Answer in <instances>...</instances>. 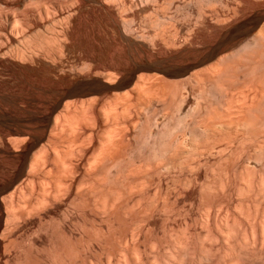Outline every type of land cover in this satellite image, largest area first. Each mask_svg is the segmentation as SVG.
Returning a JSON list of instances; mask_svg holds the SVG:
<instances>
[{"label":"bare ground","instance_id":"6f19581e","mask_svg":"<svg viewBox=\"0 0 264 264\" xmlns=\"http://www.w3.org/2000/svg\"><path fill=\"white\" fill-rule=\"evenodd\" d=\"M27 1H30L29 3L31 4V1L33 0H0V61H2V63H4L2 58H6V55L8 54L16 56L19 55L21 57L22 55L26 56L25 54L31 53L32 50H34L32 49L34 46L32 45L31 47L30 45L25 44L31 39V37H35V41L36 39L38 40L36 41V44L43 41V44H45L49 41V39L46 41V34H42V32L45 33V31L41 32V30H39V32H41L39 33L36 30L38 34L33 33L35 31L34 28H39L41 25L40 23H42L43 18L41 16V12L48 14L51 11H49V6L51 5L47 8L46 4H42L49 0H45V2L41 0L42 2L40 1L38 4H42V6L35 7L34 4L29 5ZM78 1L76 0V2ZM80 1L84 2L85 0ZM213 1L218 3L220 6V9L215 11V14L217 13L216 16H218L217 23L221 24L220 26H217L218 24H216L215 21V24H212L204 19L205 12H203L202 9L205 5H208V3L211 4ZM230 1L231 0H201L200 2H197L196 7L192 6V8H195V10L192 11L195 12L197 16L195 18L196 20L192 23L187 22L188 24L186 22L182 23L179 19H176V17L173 16L174 13L170 17H167L168 19H161L162 17L158 18L156 14V19H154L155 21L153 24L155 30L154 36L157 35L156 37H161V39H157L162 40L163 47L161 44V46H159L161 49H158L159 47L157 49L159 51L158 55L161 54L162 57L157 59L155 57V61L154 63L152 62V64L141 63L142 65L136 67L135 71H141L142 73V71L153 70L157 71L155 72L157 74H154V72L153 75H151L152 73L146 74L147 72H143V74L138 73L130 91L136 95L137 99L141 98L142 100L145 99V102L146 100L153 102L152 106L146 109V111H150L149 109H151V111L146 114L142 112L143 118L141 117L138 109L140 107L134 109L136 105L132 104L133 102L131 103L129 98H126L127 100L124 98L126 100L125 102L117 99L118 102L116 103H124V106L121 108L122 111H117L118 104L115 106L114 102H106L104 105L106 111H104L106 112V118L110 121V127L105 129V133L103 132L104 135L101 137L99 136L97 146L94 148L93 154L91 153V157L87 158V168L85 166L87 169H85L86 173H90L89 177L91 174L95 175L98 172H101V177H98L100 178V183L98 182L99 185L91 187L90 191L92 194L90 193L89 199L92 198V202L90 201L89 205L92 203L97 215L101 217L105 224L103 227H99L101 229L98 228L97 230L96 228V233L93 231V233H91L87 227L88 223L86 222V219H84L85 217L81 219L78 217L79 220L77 219L78 221L76 220L77 222H74L81 231V238L79 239L85 250L86 259H81L83 256H81L82 254H80V251L78 250L77 245L79 243L77 244L74 241L73 235L71 234L72 232H69V234L64 228L60 229L56 226L52 227L50 232L51 237L49 238L50 241L48 240L49 246L47 249L50 264H70L71 262H79V260H81L80 264H103L101 259L103 258L102 255L106 251L114 256L115 264H264V206L262 208L260 207V212L262 211L261 217L258 219L257 216H255L258 212L255 210L256 206H258L255 201L264 199V23L261 24L259 28L258 26L251 28L239 27V29L231 31V29H228L231 25V23L228 24V11L230 8H233L229 6ZM26 2L28 4H26ZM55 2L57 1L55 0ZM72 2L69 3L72 5ZM102 2L106 4L104 6L106 9L105 12H107L109 18L113 20L111 21L114 22V25H116L119 31L124 34L125 37H122L126 38L130 43L136 44V38H133L132 35L128 33L130 31L128 22H126L125 18L120 14V12L122 13V11L132 7L131 3H133V1L102 0ZM261 2L262 3L260 4H264L263 1ZM52 3L54 4V1ZM38 4L36 3V5ZM60 4H64V0ZM43 5L46 6L43 7ZM243 5L244 7L236 6L231 9L234 16H236L240 10L242 11L241 13H243L245 4L243 3ZM38 7L43 8H39V10ZM155 7L156 6H154V8ZM72 8H74V6ZM226 8H228V10H226ZM204 9V11H206L207 8ZM249 9L250 8H248V11ZM237 11L239 12L236 14ZM154 12L158 13L157 9ZM197 27L199 29L200 27H202V29L206 28V31L208 28H213V30L217 27L220 28L215 36L212 35L209 39L205 38L206 40H197V36H194L193 33L194 28L198 30ZM48 32L50 31L48 30ZM199 32L200 31H198L197 34ZM53 37H55V34L52 38L50 37V43L52 42L51 40H54ZM57 39H59V37L55 39L56 42ZM151 39L153 40V38ZM55 40L53 41V45H56ZM39 45L35 46V49H37ZM51 45H48V48L51 47ZM44 46L45 45H42L40 47ZM141 46L142 45H140V47ZM60 47H62V45H60ZM52 48L54 49V46ZM171 48L174 50H171ZM144 49L143 51H145ZM138 53L140 55H137L142 57V54L140 52ZM151 53L152 55L149 53L151 55L150 57H154L155 54L153 55V52ZM151 59L154 60L153 58H150L149 60ZM168 59L172 60L171 65L169 68H164L166 65L164 63L168 61ZM160 71H162V74ZM163 74L171 78L174 77L175 80L173 79L174 81H168V78L166 77L167 79H165ZM183 92H187L193 100H188L186 97L188 95H185V98L183 96ZM133 99H135L134 96ZM190 101H193V103H190ZM91 103H95V101ZM145 106L147 107L148 105ZM85 110H89L90 112ZM125 110H127V112H125ZM82 111H84V113ZM102 111L103 110H101V112ZM129 111L133 112V116L128 113ZM81 112L82 114H80ZM85 112H87V114H92V118H95V120L102 119L103 117L101 115H104L101 114L100 110H97L95 107L93 108L89 103L86 105L83 104L79 108L76 107L73 111L74 114L76 113V116L78 114L79 116H82ZM158 113L162 114V116L160 115V120L156 117V114ZM134 116L135 118L140 117L139 120L144 119L145 121L143 120L139 126L140 129H136L137 132L135 131L136 135L134 136L137 138L134 139V142H132L133 144H129V139L126 137V133L127 131L129 132L127 128L132 123ZM67 117H69V115ZM88 117L90 116L88 115ZM81 118H79V120ZM84 119H81L82 122ZM64 120L67 119L65 118ZM86 120L90 121L88 119ZM70 121L73 123L76 120ZM92 122H94V120ZM135 122L139 125L137 120ZM65 123H62L61 125H65ZM122 123L125 124L122 125ZM53 125L51 126L53 127ZM56 126H58L57 123ZM76 126H78V124ZM134 126H136L135 123L133 127ZM80 128L84 127L81 126ZM85 128L87 129L88 127ZM133 129H135V127ZM73 130L71 132H73ZM71 132L69 131V133ZM83 132L84 131L82 130V134ZM131 133L132 132H129L130 135ZM80 134L81 133L79 132L78 135ZM89 134L92 135V132ZM78 135L74 136L76 141L78 140ZM88 138H90V136ZM46 139L48 141L50 137H48L46 133H42L36 141L33 142L32 147L40 144L43 148L42 153H44V151L48 152L49 150L47 151L48 144ZM83 140H85V138ZM57 144H59L58 141ZM79 150L81 149L79 148ZM73 151L74 150H72V152ZM48 153H50V151ZM53 153H55V151ZM45 154V157L48 156L47 159L44 158L47 161L50 159V154ZM40 155L39 157L31 155L29 158L25 157L24 159H21L22 161H15V165L18 166L19 174L26 172L28 168L27 165L29 164L30 166L31 164L39 166L40 157L43 156ZM58 155H56L57 161L60 160L58 159ZM72 155L73 154H71V157H64L65 160L68 161L67 166L69 163L73 164L72 160L75 157H72ZM56 156H54V158ZM79 156H83V154ZM48 163L52 162L49 161ZM60 163H58L57 166H59ZM53 164L57 167L55 163ZM15 165L14 167H16ZM32 167H30V170ZM36 169L37 168L34 170ZM71 169L72 168H69L68 170L70 171ZM30 170L28 171L30 172ZM59 170L62 171L61 169ZM34 172L36 176L37 173L36 171ZM72 174L70 173V175ZM68 177L69 176H67V178ZM83 177L85 176L83 175ZM83 180L85 181V179ZM15 181L9 185V187L17 189L18 187H16V185L18 182L16 181L17 183L15 184ZM58 185L50 195H43L42 192V195L39 197L34 196L35 199L33 201L28 200L27 202H29L28 204L32 207L31 209L33 210L34 208L37 212L40 211V209L44 210L42 207L46 206L48 203H50L47 205L48 207L49 205L56 203L55 198L58 199L62 193L61 188H58ZM186 185L187 187L191 185V187H198L197 192L199 190V198L197 204L199 206L207 205L211 208L209 209L210 211H206L209 212L208 214H205L207 215L205 216L206 219H203V221L200 220L206 224L207 229L201 222L206 230L202 227L200 231L196 230L197 232L194 235L190 232V222L192 224V222H196L197 220L199 221L200 218L198 219V217L195 216L192 206L190 208L187 207L188 209L185 208L186 211H184L185 209L182 210L176 206L178 203L176 204L174 201L171 202L169 200V193L172 187L175 188L174 191L177 189V191L179 190V194H181L180 188L183 189ZM84 187L86 188L87 185ZM84 187L81 186V189L83 188L82 190H84ZM153 187L155 189H153ZM22 188L24 190V186H21V188L16 190L17 193L23 192ZM28 188H32V186ZM63 188L64 190H67L64 186ZM177 191H175V193ZM87 192L86 195H88ZM82 195H84L83 192ZM81 197L83 200H72L74 201L73 208L75 210L78 209L79 211L78 215H80L81 208L88 205L87 201L89 200L86 196L88 200L86 199L87 201L85 202L84 197ZM23 198L25 197L23 196ZM232 198L238 199L237 208L238 211L240 209L239 213L241 212L243 216V219H241L238 223L235 222L236 220L233 221V219L229 216L232 210H236L234 209L236 207L233 208L234 204L231 201ZM14 200V196H11L10 198L0 201L1 215H6V220H8L4 222V225L7 223H11L9 225H13L18 216L22 217L24 216L23 214H25V209L18 212L14 210V212L10 213L5 212L2 209L1 203H8L11 207V204H15ZM21 201L22 199L20 202ZM254 202L255 206L253 205ZM85 203H87V205H85ZM8 204L7 206L9 207ZM222 204H226L223 206L224 208H222L223 218L222 220H217L218 210L216 211V208L220 205L218 209H221ZM158 208L165 212L166 219L171 218L172 221L176 219L174 218L176 215H181L182 211H184L187 213L188 217H186V220L188 218V221L176 223L174 225L175 227H170L169 225V228L166 229V231L164 229L165 234L163 237H153L151 236V232L153 230L152 224L155 223L150 219L157 214L156 209ZM158 214L160 215V213ZM183 215L185 214L183 213ZM72 216H74V214ZM168 220L170 221V219ZM125 225L129 226H127L126 231H124V238H121L125 244L123 241L121 242V240L117 239L118 243H120L117 248L118 252L116 251L117 253L115 254V252H113L114 250H112V245L115 244L114 241L117 238H115V235L118 232V229L123 226L125 227ZM10 232L12 231H9L6 236L0 237V255H4L5 257H8V251L6 252V249L9 245H12L13 242V237L11 238ZM149 232L151 235L148 234ZM37 239L39 238H35L34 241H32V244L33 242L36 243ZM148 243H153L152 245L155 246L150 248L151 251H147V249L143 247L146 249V252H143L142 246H146ZM25 246L20 249V254L19 256L17 255V259L13 262V264H39L31 261L32 258L29 257L30 253L28 251L31 250V245L28 247L29 250Z\"/></svg>","mask_w":264,"mask_h":264},{"label":"rangeland","instance_id":"374dc122","mask_svg":"<svg viewBox=\"0 0 264 264\" xmlns=\"http://www.w3.org/2000/svg\"><path fill=\"white\" fill-rule=\"evenodd\" d=\"M40 1L41 0H33V1H31L32 2L31 4L32 5L34 4V7L35 6H42V4H46L47 8L49 5H51V6H49V11L50 10L51 11L53 10V11L52 12L50 11L51 13L49 12L48 14L45 13L46 16H45L44 12H41L42 13L41 16L43 18V19L41 18L42 19V23H40L41 27L40 26H39V28L35 27L34 28L35 31L33 30L34 31L33 33L38 34L39 30H41V32L45 31V33L42 32V34H44V35L46 34V36H47L46 41H48V39H49V41H48L49 44H48V42L43 44L44 41L41 43L38 42L36 44V41H38V40L36 39V41H35V37L34 38L31 37V39H33V40L30 39L25 44L30 45L31 47L33 45L34 47H32V49H34L35 51L32 50L31 53L25 54L26 56L22 55L21 57L19 55L16 56V55L8 54V55H6V58L5 57L2 58L4 60V63H2V61H0V201L3 199L10 198L11 196H14L15 204L14 205L11 204L12 206L10 207V204L7 203L9 205V207H8L7 204L1 203L2 209L8 213L14 212V210H16V212H18L20 210L22 211V209H25L24 210L25 214H23L25 217L24 216H22V217L18 216V218L16 219V221L19 220V221H17L19 226L16 223V221H15L16 224L12 223L13 225H9L11 223L8 224L6 222L8 224V227H7V224L4 225V222L8 221V220H6L7 219V217H5L6 215H3L4 216L3 217L1 215V212H0V237L6 236V234H8L9 231H12L10 233H11V238L13 237L12 238V240H13L12 245H9V247L6 249V252L8 251L7 252L8 257L7 256L5 257L4 255H0V264H6V263L7 264H10V263L13 264V262H15V260L17 259V255L19 256V254H20V249H22V247L24 248L25 245H26L25 246L26 248H28L31 245V247H30L31 250H29V248H28V250H29L28 252L30 253V255H32V256L29 255V257L32 258L31 261L37 262L39 264L40 263L41 264H43V263L44 264H50V259L48 257L49 255H47V253H48L47 249H48V246H49L48 244L50 241L49 238L51 237V233H50L51 228L55 227V226L60 228V229L64 228L66 232L68 231L67 233L72 232L71 234L73 235L74 241L77 244L79 243L77 246H78V250L80 251V254H82L81 256H83L81 259H83V258L86 259L85 258L86 257L85 250L82 247V245H81L82 243H80V239H79V238H81V231L75 223L79 219L85 217L84 219H86V222L88 223L87 227L89 228L91 233H93V232L96 233L98 228L103 227L105 224L102 221L101 217L99 215H97L96 211L93 208L94 206L92 205V203H90V205H89V202L90 201L92 202V198L89 199L90 193H91V191H90L91 187H93L95 185L96 186L99 185L98 182H99L100 178H98V177H101V172H98L95 175L91 174L90 177H89L90 173L88 171H87L88 174L86 173V170H87L86 169L87 168L86 163L88 160L87 158L91 157V153L93 154V152H94L93 150L97 146V140H98L99 136L101 137L102 135H104L103 132L105 133V129L106 128L108 129V127H110V121H109V119L106 118L107 117L105 114L106 108L104 107V105L106 102L111 101V102H114L115 106H116L118 104V103H116V102H118L117 99L119 101L125 102L127 100L126 98H129V101L131 103L133 102L132 104L136 105L134 109L140 107L138 109L140 111L141 117H143V115H142L143 113H145V114L150 113L151 109H149L150 111H146V109L148 107H151L153 102H150L147 100L145 102V99L142 100L140 97H139L140 99H137L136 95L131 93L130 91L132 89L131 87L133 86L134 80L136 78V75H138V73L143 74V72L144 73L147 72L146 74L152 73L151 75H153V72H154V74H157V73H155L157 71H153V70L142 71V73H141V71H139V72L135 71L136 67H138L139 65L152 64V62L154 63V61H155V57H156V59L162 57L161 54L158 55L159 54L158 49H161V47H159V46H161V44H162V40H159V39H161V37H159V36L156 37L157 35L154 36L155 30H154L153 24L155 21L154 19H156L155 16L157 14L158 18L162 17L161 19H168L167 17H170L174 13L173 16H175L176 19H179L180 22H182V23H184V22H186V23L187 22H190V23L195 22L194 20H196L195 18L197 16H196L195 12L192 11V10H195V8L194 7L192 8V6L196 7L197 2H200L201 0L200 1L199 0H177V1L176 0H150V2H149V0H146V1L145 0H129L131 2L133 1V3H131L132 7L127 8L126 10L122 11L123 14L120 12V14H121V16H123L125 18L126 22H128V25L130 26V29H129L130 31L128 33H130L133 38H136V40H137L136 44H132L126 38H123V37H125L124 34L121 31H119V29L116 27V25H114V22H112L113 20L111 18H109L107 12H105L106 9L104 8V6L106 4H104L102 2V0H96V1L95 0L94 1L93 0H88V1L85 0L84 2L77 0L79 2V4H78V2H76V0L75 1L72 0L75 3L72 2L71 0H64V4H60L63 2V0H56L57 2H55V0H53L54 4L52 3L53 2L52 0H49V1L46 0L47 2H45V0H43L45 3H42L41 5H39L38 2L40 3ZM157 1H159V2H157ZM250 1L252 4L250 3ZM261 1H263V3H264V0H231L230 5H229L230 7H233V8L236 6L237 7L243 6L244 7V5H243V3H244L245 8L243 9V13H241L242 11L240 10V12L237 11L236 14L238 12L239 13L237 15L235 14L236 16H234V13L231 10L233 8L229 7L230 10L228 11V18H229L228 24L231 23V25L228 27V29H231V31H233V30L239 29V27L251 28L254 26H258V28H259L261 26V24L264 23V4H260V3H262ZM27 2H26V4H28L30 1L28 3ZM69 2L73 3L72 5L74 6V8H72L73 6ZM171 2H172V4H171ZM232 2L235 4H233ZM36 3L38 5H36ZM31 4L29 3V5H31ZM58 4L61 6H59ZM66 4L70 5V6H67ZM157 4H159V5H157ZM255 4H257V5L260 4V5L257 6ZM46 5H43V7H45ZM154 6H156L155 8L157 9V12L160 10L158 13L154 12V11H156ZM189 6H191V7H189ZM251 6H254V7H251ZM43 7H38V9L39 8L42 9ZM163 7H164V9H163ZM204 8H207L206 11H204L205 10ZM204 8L202 10H203V12H205V14H204L205 18L204 17L203 18L212 24H215V22H216V24H218L217 23V21H218L217 17L218 16H216L217 13L215 14V11H218L220 9L219 4L215 3V1H213L211 4L208 3V5H205ZM248 8H250L249 11H248ZM208 9H209V11H208ZM226 10H228V8H226ZM166 12H167V14H166ZM235 17H236V19H235ZM219 19H220V17H219ZM55 22H56V24H55ZM225 24H223V25H225ZM220 25L221 24H218L217 26H220ZM219 28L217 27L214 30H213V28L212 29L208 28L206 31V28L202 29V27H200V29H199L197 27L198 30H196L194 28L193 33H194V36H197V38L195 37L197 40H206L207 38L209 39L210 37H212V35L215 36L217 34ZM224 29L227 30L226 28H224ZM48 30L50 32H48ZM201 30H204V31H201ZM198 31H200L201 33L199 32L197 34ZM41 32H39V33H41ZM195 32H196V35H195ZM54 34H55V37H53L54 40L59 37V39H57V42H59V43H57L55 40L56 45H53L54 40H51L52 42L50 43V37L52 38V36H54ZM151 38H153V40ZM157 38H159V39H157ZM155 41H157V42L159 41L160 43L159 42L157 43ZM28 43H30V44H28ZM152 43L153 44L155 43L156 45L158 44L157 47L155 44L153 45ZM41 44L45 45L44 46L45 48L40 47V46H42ZM46 44H48L49 46L51 44L52 45H51V47L48 48V45H46ZM146 44H148V45H146ZM37 45H39L38 46L39 50H38V47H37V49H35V46H37ZM60 45H62V47H60ZM140 45H142V46L140 47ZM53 46H54L55 50L52 48ZM162 47H163V44H162ZM50 48H52L54 51ZM144 48H146L147 50ZM47 49H48V51H47ZM143 49L145 51H143ZM156 50L158 51V53ZM171 50H174V49L171 48ZM137 51L142 54V57L139 56L140 54ZM151 52H153V55L155 54L154 57H150L152 55ZM146 53H148V54L150 53L151 55L149 54V56H148V54H146ZM137 54H139V55H137ZM24 58L27 60H25ZM150 58H153L154 60H152V59L149 60ZM8 60L10 61V63ZM147 60L151 63H149ZM170 60L171 59H168V61H166L164 63V64H166L164 66V68L165 67L169 68V66L171 65V62H172V60L171 61ZM52 63H53V65H52ZM160 73L162 74V71H160ZM166 77L168 78V81L169 80H172V81L175 80L174 77L171 78L169 76H165V79H167ZM185 95H188V93L183 92L184 97H185ZM133 96L135 99H133ZM121 97H123V98H121ZM186 97L188 100L189 99L193 100L191 98V96H189V95ZM90 101L91 102L95 101V103H91ZM122 102H119V104L117 106V108H118L117 111L118 110L122 111L121 108L124 106V103H122ZM148 102H150V103H148ZM87 103L91 104L93 108L95 107L97 110H100V112H101V110H103L101 112V114H104V115H101L103 118L100 120H95V118L93 119L92 114H90V113L87 114V112H90L89 110H85L87 112H85V114H83L82 116L81 115L79 116V114L76 116L75 115L76 113L75 114L73 113V111L76 107L79 108L81 105H83V104L86 105ZM190 103H193V101H190ZM93 104L96 106H94ZM145 105H148V106L146 107ZM89 109H90V107H89ZM68 112H69V114H68ZM82 112L84 113V111H82ZM82 112L80 114H82ZM125 112H127V110H125ZM128 113H130L133 116V114H132L133 112L129 111ZM67 114L69 115V117H67L68 116ZM88 115L90 117H88ZM160 115L162 116L161 113L156 114V117L159 120L161 117ZM59 117H60V119H59ZM81 117L83 119L85 118L83 120V122L81 120L82 119ZM65 118L67 120H64ZM73 118H75V119H73ZM79 118H81V119L79 120ZM139 118H135V116H134L132 123L128 126L129 129L127 128V130H129V132H132L131 135L126 130L127 131L126 137L129 139V144L134 142V139L137 138L136 136H134V135H136L135 131H136V129L137 130L140 129L139 126L141 125V123L144 120V119L139 120ZM86 119H88L90 121H87ZM70 120H72V121L76 120V121L71 123ZM91 120L92 121L94 120L95 123L92 122ZM136 120H137V122H139V125H138V123L135 122ZM53 122H54V125H53ZM75 122L76 123L78 122L77 123L78 126H76L77 124ZM85 122H86V124H85ZM133 122L137 126V127L134 126L135 129H133L134 128ZM56 123L58 126H56ZM62 123H65V125H67V126H65L64 124L61 125ZM83 123H84V126H83ZM124 124L122 123V125H124ZM51 125H53V127ZM120 125H121V123H120ZM71 126H72V128H71ZM79 126L80 127L82 126L84 128H80ZM67 127H68V129H67ZM85 127H88V128L86 129ZM73 128H74V130H73ZM77 129H78V132H77ZM72 130H73V132H71ZM82 130L84 131L83 134H82ZM44 131H46V132H44ZM69 131L71 133H69ZM79 132L81 133L80 135H78ZM91 132H92V135L89 134ZM42 133H46L48 135V137H50V139L48 141L46 139V142L48 144L47 151L49 150L50 153H48L49 151L48 152L44 151V153H42L43 148L40 144L35 146V147H32L33 142H35L36 139ZM69 134L70 135L73 134V135L71 137H69L70 136ZM76 134L78 135L77 141H76V138L74 137V136H77ZM89 136H90V138H88ZM91 136H92V138H91ZM72 138H73L74 142H73ZM84 138H85V140H83ZM54 139H56V140H54ZM130 139H131V142H130ZM81 140H83V141H81ZM57 141L59 144H57ZM53 144L55 145V147ZM69 147H71V148H69ZM79 148L81 150H79ZM83 149L85 150V152ZM15 150H17V151H15ZM72 150H74L73 152H76V153H73ZM40 151H41V153H40ZM54 151H55V153H53ZM38 153H40L43 156L45 153H46L45 155L50 154L49 155L50 159H48L47 161L48 162L50 161L52 163H48L46 161L48 156H46V157L42 156V157H40L41 159L39 162L41 164L39 163L38 164L39 166L34 165V164H31V166H30V164L27 165L29 169L27 168L26 172L20 173L21 174V177H20V174L18 172V166L15 165V161H17V162L22 161L21 159H24L25 157L29 158V157H31V155H35V156L39 157L40 154H38ZM70 153L73 154L72 157H75L76 159L74 158L72 160L73 164L69 163V165L67 166L68 161H66L65 158H66V156L71 157ZM82 154H83V156H79ZM56 155H58V157H59L58 159H60L61 161L60 160L57 161ZM54 156H56V157L54 158ZM44 158H46V159H44ZM57 162L58 163L61 162L59 166H57L58 165ZM53 163H55V164L57 163L56 164L57 167H55ZM84 163H85V165H84ZM74 164H76V165H74ZM79 164H80V167H79ZM14 165L17 168L14 167ZM32 165H33V167H32ZM72 165H74V166H72ZM77 165H78V167H77ZM35 166H37V167H35ZM85 166H86V168H85ZM30 167H32L31 168L32 171L30 170ZM64 167H66V168H64ZM35 168H37V169L34 170ZM69 168H72V169L69 171L68 170ZM59 169H61L62 171H60ZM28 170H30V172ZM34 171H36V173H37L36 176H35ZM64 171L67 173H65ZM31 172H33V173H31ZM72 172H73V174H72ZM64 173L69 177L67 178V176ZM70 173L72 175H70ZM76 173H77V175H76ZM86 174H87V176H86ZM33 175H34V177H33ZM83 175L87 179L85 177H83ZM65 177H66V179H65ZM83 179H85V181ZM53 180H55V181H53ZM66 180H68V181H66ZM14 181H15V184L17 183L16 187L21 188V186L22 187L24 186V190H23V188H22V190L25 193H23V192H20L21 194L19 192L17 193L16 190L18 188L14 189L13 187H9V185H11ZM23 181H24V183H23ZM27 181L30 185L27 183ZM31 182H32V184H31ZM61 182H62V184H61ZM71 182H73L74 185ZM70 184H72V185H70ZM57 185H58V188H61L62 193H61V196L59 195L60 197L57 196L58 199L55 198L56 203L49 205V207L47 205L50 203H48L46 205L48 208L46 206H43L42 209H44L45 211L41 210L40 208H39L40 211H37V212L35 211L36 209H34V208H33V210L31 209L32 207L28 204L29 203V202H27L28 200L33 201L35 199L34 196L39 197L42 194L43 195H47V194L50 195L51 193H53L55 187L57 188ZM65 185L66 186L68 185V186L66 187ZM86 185H87V187L85 188L84 186H86ZM31 186L33 189L28 188ZM63 186L65 188H67V190L70 188L71 189L68 191L66 189L64 190ZM81 186H83L85 189L82 190L83 188L81 189ZM191 186L187 187V185H186L185 186L186 188L185 187L183 189L180 188L181 194H179V190L177 191V189L175 191H177L178 193L177 192L175 193V191H174L175 188L172 187L171 189L173 191L170 189V193H169L170 197L169 196L168 197H169V200L171 202L174 201V203H176V204L178 203L177 205L176 204H174V205H176L178 208H181L182 210H184L185 208L188 209L187 207L190 208L192 206L193 213L195 214L196 217H198V219L200 218L199 221L197 220L196 222H192V224L190 222V225H191L190 226V232L193 233V235H194V234H196L197 231H200L202 229V227H203V229H205L204 226L206 227V224H204V222H202V221H203V219L204 220L206 219L205 216H207V215H205V214L209 213L206 211L207 210L210 211L209 209H211V208H209L207 205H204V206L200 205L199 206L197 204L198 198H199V196H198L199 190L197 192L198 187L196 188L194 186L193 187H191ZM77 187H78V189L79 188L81 189V191L79 189L80 192L78 191ZM154 187H153V189H155ZM76 189H77V192H76ZM85 190H87L88 192ZM65 191H66V193H65ZM82 192L85 196L82 195ZM86 192L89 196L86 195ZM63 193H65V194H63ZM79 193H80V195H79ZM76 195H78V196H76ZM23 196L25 198H23ZM63 196H65V197H63ZM81 196L84 197L85 202L89 199L87 201L89 206L87 205V203H85V205H87V206L82 207L84 209L81 208L80 215H78L79 211H78V209H76L77 210L76 211L73 208V206H74L73 202L76 200H79V199L83 200ZM86 196L88 197V199ZM21 199H22V201L20 202ZM25 199H27V200H25ZM73 199H74V201H72ZM231 201L234 204L233 208L236 207V208H234L236 210L235 211L232 210L229 216L233 219V221L236 220L235 222L238 223V222H240L241 219H243L241 212L239 213L240 209L238 211V208H237L238 199L232 198ZM255 202H256V205L258 204V206H256L255 210H257L258 212L256 213V211L254 210L256 213V214L255 213L254 214L259 219L261 217V214H262V211L260 212V207L262 208L264 206V199H261V200L255 201ZM255 202L253 203L254 206H255ZM224 203H227V202H224ZM224 205H226V204H224ZM224 205L222 204L221 209L220 208L218 209V207H220V205L217 206V208H216V211L218 210L217 220H222V218H223L222 208H224L223 207ZM89 207H91V208H89ZM186 209L184 211H186ZM156 210H157V214H155ZM156 210L154 213L155 216L153 218L151 217V219H150L151 221H154L155 224H152V225L155 229L152 227L153 230L151 229L152 232L150 231L152 233V235L150 232L148 233L153 237L154 236L163 237L166 229L169 228L168 227L169 225H170V227H173L176 223H182L184 221H188V218L186 220V217H188L187 213L184 211H182V214L180 213L181 215H179V214L176 215L178 217L175 216L174 218H176V219H174L173 221L171 218H168V219H170V221H169L168 219L165 218V212L162 209L160 210L158 208ZM69 211H71V212H69ZM221 211H222V213H221ZM161 212H164V213H161ZM158 213H160V215ZM183 213L186 216L183 215ZM73 214H74V216H72ZM220 215H221V217H220ZM78 217H79V219H78ZM202 217H204V218H202ZM165 219H166V221H165ZM200 220H202V221H200ZM201 222L204 224V226ZM127 226L128 225H125V227L123 226L122 228L118 229V232L115 235V238L116 237L117 238L114 241L115 244L112 245L113 246L112 250H114L113 252H115V254L118 252L117 248L119 247V243H120V242L118 243V240H121V242L123 241L121 238H124L123 234H125L124 231H126ZM96 228H97V230H96ZM99 229H101V228H99ZM164 229H165V231H164ZM206 229H207V227H206ZM153 232H154V234H153ZM119 236H120V238H119ZM35 238H39V239H37L36 243L33 242V244H32V241H34ZM14 239H16V240H14ZM124 244H125V242H124ZM148 244H149V247H148ZM148 244L146 245L147 247L145 245L142 246L143 252H146V249H147V251H151L150 248L155 246V245H152L153 243L152 244L148 243ZM143 247L146 249H144ZM9 249H10V251H9ZM152 249H154V248H152ZM43 251H45V252H43ZM107 253H108V251L104 252V254L102 255L103 258L101 260H102L103 264H105V263L106 264L107 263L108 264H115L114 256L110 253H108V254ZM6 260L7 261L10 260V261H8L9 263ZM80 261L81 260H79V262H75V263L71 262V263L72 264H80L81 263Z\"/></svg>","mask_w":264,"mask_h":264}]
</instances>
